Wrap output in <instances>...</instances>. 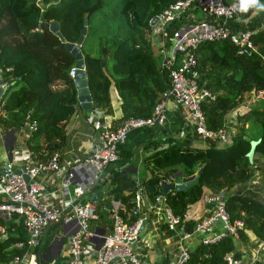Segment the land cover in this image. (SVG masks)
<instances>
[{
    "label": "trees",
    "instance_id": "1",
    "mask_svg": "<svg viewBox=\"0 0 264 264\" xmlns=\"http://www.w3.org/2000/svg\"><path fill=\"white\" fill-rule=\"evenodd\" d=\"M173 1L0 0V70L3 79L11 82L0 97V131L13 127L19 130L34 121V128L26 132L22 141L35 157L67 151L64 145L68 124L76 112L85 109L77 100L73 79L68 74L74 55L50 30L52 21L63 41L74 42L83 19L87 20L79 49L93 107H99L109 117L116 109L121 120L150 115L154 105L164 98L168 70L162 58L159 61L154 54V49L158 50L151 42L149 20ZM188 12L198 20L205 17L196 8ZM190 21L186 15L177 22L171 21L170 33ZM230 22L234 29L249 31L257 49L238 52L228 39L202 40L194 49L196 81L215 94L213 99L201 102L209 128L220 126L245 92L264 89V11L250 8L237 21ZM91 35L95 51L87 46ZM168 43L165 39L164 45ZM176 118L181 121L179 108ZM249 122H258L259 132L255 128L249 131ZM231 124L229 140L222 144L212 139H202V144H197L199 138L189 129L182 134H151L131 147L118 143L115 163L89 190L87 198L92 195L95 212V217L88 221L89 228L107 226L109 231L111 197L118 200L117 210L122 218L133 222L136 215L130 208L138 188L144 205L161 192L164 180L178 170L184 177L200 170L197 181L186 188L166 190L167 204L174 212L182 213L203 194L218 193L230 219H240L243 226L236 239L227 233L214 243L197 242L190 246L181 264H225L224 254L232 250L237 255L238 244L249 239L247 231L264 238V103L236 114ZM252 139L258 141L253 145L250 160L247 152ZM258 156L263 157L261 162ZM255 172L260 177L258 193L251 190L254 187L249 182ZM179 180L180 177H172L169 183ZM196 220L187 218L186 228L190 229ZM0 223L6 227V235L0 237V264H5L12 255L22 252L12 244L25 239L27 234L15 213L7 219L0 216ZM56 226L59 223L47 229ZM51 237L52 232H45L41 243L33 248L37 264H45L41 252ZM166 261L158 259L155 264ZM250 264H264V259Z\"/></svg>",
    "mask_w": 264,
    "mask_h": 264
},
{
    "label": "built area",
    "instance_id": "2",
    "mask_svg": "<svg viewBox=\"0 0 264 264\" xmlns=\"http://www.w3.org/2000/svg\"><path fill=\"white\" fill-rule=\"evenodd\" d=\"M190 8H196L205 17L198 20L192 13L186 14ZM243 14L245 12L239 11V0H175L155 14L156 20L150 34L160 42L157 48L168 70V85L162 91L164 98L154 105L150 115L120 118L114 127L103 118V111L99 107L85 109L84 119L96 129V139L84 156L67 150L63 153L52 151L38 158L23 143H13L9 149L10 158L6 157L0 170V216L7 219L15 213L27 235L25 239L13 242L12 245L22 252L12 255L5 264H29L31 260L37 264L33 248L41 243L44 230L54 223L64 224V231L68 232L67 264H155L156 260L144 259L134 249L141 220L143 223L152 220L163 224L161 236L175 243L177 253L164 264H181L187 257L188 248L197 242L214 243L227 233L234 239L238 237L243 223L240 219H230L224 200L218 193L201 196L205 213L187 229L186 219L191 216L186 211L174 212L161 192L142 205L138 188L130 208V212L136 215L135 220L125 221L117 210L118 200L111 197V227L109 231L101 232L97 231L100 228H89L88 221L95 217V212L93 200L87 196L95 182L115 163L116 145L125 143L129 129L163 128L168 125L167 102L179 108L181 121L174 134H182L189 129L199 139H212L220 143L228 140L232 129L226 118L218 127L209 128L206 125L201 102L203 99H213L215 94L196 81L194 49L202 40L228 39L238 52H255L257 48L250 38V32L234 29L230 22L237 21ZM184 15L192 21L180 24L170 33L169 23L177 22ZM165 39L169 42L167 46L164 45ZM74 73L75 66L72 64L68 68L72 79ZM248 93L253 98L263 97L264 89L250 90ZM34 126V121H31L23 128L29 131ZM2 139L0 132V141ZM4 150L7 154V150ZM15 168L20 171L15 172ZM171 178L169 176L164 182L169 183ZM5 235L6 227L0 223V237ZM251 235L247 241L241 242L245 245L238 246L237 255L232 250L224 254L225 264H250L262 259L264 238ZM92 236L101 238L97 248L94 242H87Z\"/></svg>",
    "mask_w": 264,
    "mask_h": 264
},
{
    "label": "crops",
    "instance_id": "3",
    "mask_svg": "<svg viewBox=\"0 0 264 264\" xmlns=\"http://www.w3.org/2000/svg\"><path fill=\"white\" fill-rule=\"evenodd\" d=\"M257 101H260L258 103H264V100L262 99H257ZM113 105L114 107L116 106V98L113 99ZM176 109L177 108H174L171 102H167L166 110H167L168 125H166L163 128L157 126H151V127H145L141 130L133 129L129 132L128 138L126 137L125 144L128 147L134 146V144H136L137 142L141 141L142 139L146 138L151 134H152L151 136H163V135L174 134L175 129L177 128V125L179 123V120L176 118ZM82 115L83 112L79 111L76 112L71 118V122L68 124L66 144L64 145V149L73 150L79 156L87 154L96 139V129L90 126L83 119ZM120 116L121 115L118 114V110L116 109H113V112L111 113V117L107 116L103 112V118L113 127L118 125ZM232 116H233V112L230 110L229 112H227L225 118ZM0 132L3 135V139L2 141H0V146L2 147V151H0V170H1L2 165L4 164V161L7 156L4 150L5 132L3 131ZM26 132L27 131L24 128H20L19 130H17L16 133H14V144L23 143L22 138L26 135ZM195 143L202 144V139L196 140ZM200 202H201V207H198L193 212H189L188 210H186V212L195 219L205 213L204 204L202 203L201 200ZM106 227L107 226H105V228L102 227L101 230L107 231L108 229ZM92 228H96V226ZM161 228L162 227L158 222L152 220L151 222L147 221L142 224L138 239L133 244L134 249L140 254L142 258L144 259L152 258L156 261L158 259H167L168 261L174 258L175 254L177 253V247L174 242L172 241L169 242L163 239V237L160 234ZM45 232H49V233L52 232V237L50 241L46 244L43 251L41 252L42 260L45 261V264H67L66 238L62 240L60 245L56 244L55 247L52 249L51 253L57 254L56 257L51 259L48 255L44 254L46 247L53 241V236L62 235L63 232L62 225L59 224V227L56 226L50 229L46 228L44 230V233ZM87 242L93 244L92 240H87ZM261 258L264 259V254L262 255Z\"/></svg>",
    "mask_w": 264,
    "mask_h": 264
},
{
    "label": "water",
    "instance_id": "4",
    "mask_svg": "<svg viewBox=\"0 0 264 264\" xmlns=\"http://www.w3.org/2000/svg\"><path fill=\"white\" fill-rule=\"evenodd\" d=\"M156 20V15H153L150 20L149 23L152 26L154 24ZM86 25H87V20L84 18L83 19V25L80 28V32H79V36L76 38V40L74 42H70V41H63V36L60 34L59 30H58V26L56 24V22L52 21L50 22L49 28L52 31H55L61 42H63V47L67 50H69L71 53H73L75 61H74V66H75V73L73 76V84L76 88V96H77V100L80 104V106L83 109H89L92 107V102H91V97L87 88V80H86V73L84 70V65H83V60H82V55H81V51L79 49V46L83 40V37L86 33ZM40 27V23H38L37 28ZM101 62H103V59H101ZM11 82H6L2 75H1V70H0V97L2 96V94L4 93L5 88H7L9 86ZM18 127H13L10 128L8 130L5 131V149L7 150V159L10 158V148L12 147L13 143H14V132L15 130H17ZM258 141V140H250V148L247 152V155L249 157V159L251 160V156L253 153V145L254 143ZM15 172H19L20 170L18 168L14 169ZM200 170L197 171V173L195 175H190L187 177L181 176V171L178 170L177 172H175L174 174L171 175V177H180L179 182L177 183H167V182H163L161 184V193H165L167 189H174V190H181L186 188L187 186H189L190 184L194 183L197 181V174L199 173ZM24 178L27 179L26 174H23ZM92 197V195L90 196V198ZM143 224V220H141L140 224H139V229H141V226ZM62 228H63V232L61 236H57L54 235L53 236V241L46 247L44 254L48 255L51 259H53L54 257H56L57 254H53L51 253L52 249L55 247L56 244L60 245L62 240L64 238H66V236L68 235V232L64 231V224H62ZM98 228L96 227L95 230H97ZM98 232H101V228L100 230H97ZM90 240H92V242H94L95 247L97 248L99 242L101 241V238H96L95 236H92L90 238Z\"/></svg>",
    "mask_w": 264,
    "mask_h": 264
},
{
    "label": "rangeland",
    "instance_id": "5",
    "mask_svg": "<svg viewBox=\"0 0 264 264\" xmlns=\"http://www.w3.org/2000/svg\"><path fill=\"white\" fill-rule=\"evenodd\" d=\"M151 33V32H150ZM151 35V34H150ZM151 37V42L154 46V48H157V44H160V42L157 41L156 38L152 37V35L150 36ZM88 47L91 51H95L96 47H95V43H94V38H93V35H91L89 41H88ZM86 46V44H85ZM158 50V48H157ZM159 51H156V49H154V54L157 56V59L160 61V58H161V55L158 54ZM158 54V55H157ZM109 64V62L107 63V65ZM257 99H262L264 100V96L263 97H258V98H253V96L246 92L240 99H238V101L236 102L235 106L231 109V111L233 112V116L232 117H226V121L227 123L229 124V126L231 127V129H233L232 125L233 124H230V123H233L234 121V117L236 114L238 113H242V112H245L249 107H251L252 105L254 107H262L263 106V103H258L260 101H257ZM256 102V103H254ZM254 103V104H253ZM255 126V127H254ZM248 127H249V131H253V128H255L258 132H259V125H258V122H252V124L249 122L248 123ZM134 128H131L128 130L127 132V138H128V134L131 130H133ZM252 136H255L253 134H251ZM222 144V143H221ZM0 151H2V147L0 146ZM263 160V157L262 156H258V161L261 162ZM260 180V177L258 174H256V172L252 175L251 179H250V185L251 187H254L252 188L251 190H254L255 192L254 193H258L260 192L257 188L258 186V181ZM245 190H249V189H245ZM250 191V190H249ZM198 207H201V202L200 200H197L191 204H189L187 206V210L189 212H193L194 210H196ZM249 236H252L251 232L247 231ZM242 245H245V243H239L238 246L239 247H242ZM246 247V246H244Z\"/></svg>",
    "mask_w": 264,
    "mask_h": 264
},
{
    "label": "clouds",
    "instance_id": "6",
    "mask_svg": "<svg viewBox=\"0 0 264 264\" xmlns=\"http://www.w3.org/2000/svg\"><path fill=\"white\" fill-rule=\"evenodd\" d=\"M250 8H255L257 12L264 11V3L260 0H239V11L247 12Z\"/></svg>",
    "mask_w": 264,
    "mask_h": 264
},
{
    "label": "bare ground",
    "instance_id": "7",
    "mask_svg": "<svg viewBox=\"0 0 264 264\" xmlns=\"http://www.w3.org/2000/svg\"><path fill=\"white\" fill-rule=\"evenodd\" d=\"M33 263V261L31 260V262H29V264H32Z\"/></svg>",
    "mask_w": 264,
    "mask_h": 264
}]
</instances>
